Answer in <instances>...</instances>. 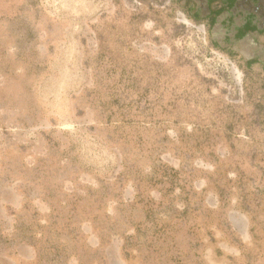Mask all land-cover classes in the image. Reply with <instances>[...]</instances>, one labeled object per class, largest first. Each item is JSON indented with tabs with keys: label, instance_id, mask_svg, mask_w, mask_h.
I'll list each match as a JSON object with an SVG mask.
<instances>
[{
	"label": "rangeland",
	"instance_id": "rangeland-1",
	"mask_svg": "<svg viewBox=\"0 0 264 264\" xmlns=\"http://www.w3.org/2000/svg\"><path fill=\"white\" fill-rule=\"evenodd\" d=\"M197 5L0 0V264L264 259V69Z\"/></svg>",
	"mask_w": 264,
	"mask_h": 264
},
{
	"label": "flooded vegetation",
	"instance_id": "flooded-vegetation-1",
	"mask_svg": "<svg viewBox=\"0 0 264 264\" xmlns=\"http://www.w3.org/2000/svg\"><path fill=\"white\" fill-rule=\"evenodd\" d=\"M199 13L212 18L213 41L264 69V0H196ZM218 7L210 13L209 6Z\"/></svg>",
	"mask_w": 264,
	"mask_h": 264
},
{
	"label": "crops",
	"instance_id": "crops-1",
	"mask_svg": "<svg viewBox=\"0 0 264 264\" xmlns=\"http://www.w3.org/2000/svg\"><path fill=\"white\" fill-rule=\"evenodd\" d=\"M254 217H255V214H253V226L255 225ZM256 227H259V230L261 229L259 224H257ZM263 244H264V241L260 238L259 241L254 243V249H257L258 246L263 245ZM254 261H255V263H258V264H264V259H262V261H260V260H258L257 257H255ZM235 263L236 264H246V262H243V261H236ZM255 263H253V264H255ZM215 264H231V261L229 259H224V260H220L218 263L215 262Z\"/></svg>",
	"mask_w": 264,
	"mask_h": 264
},
{
	"label": "trees",
	"instance_id": "trees-1",
	"mask_svg": "<svg viewBox=\"0 0 264 264\" xmlns=\"http://www.w3.org/2000/svg\"><path fill=\"white\" fill-rule=\"evenodd\" d=\"M217 10H218V7H216V5L213 7V6H209V11H210V13L212 12V13H217ZM198 14L199 15H201L202 17L204 16L205 18H207V19H209V21H211V23H212V18L211 17H206L207 15H205L204 13H199L198 12ZM211 25V24H210Z\"/></svg>",
	"mask_w": 264,
	"mask_h": 264
}]
</instances>
